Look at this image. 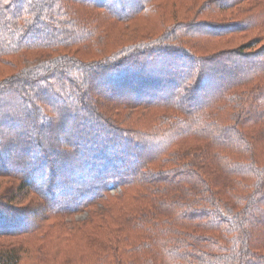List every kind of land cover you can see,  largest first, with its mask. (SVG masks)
Segmentation results:
<instances>
[{
  "label": "trees",
  "instance_id": "16d2710c",
  "mask_svg": "<svg viewBox=\"0 0 264 264\" xmlns=\"http://www.w3.org/2000/svg\"><path fill=\"white\" fill-rule=\"evenodd\" d=\"M260 6L0 0V264H264Z\"/></svg>",
  "mask_w": 264,
  "mask_h": 264
},
{
  "label": "rangeland",
  "instance_id": "374dc122",
  "mask_svg": "<svg viewBox=\"0 0 264 264\" xmlns=\"http://www.w3.org/2000/svg\"><path fill=\"white\" fill-rule=\"evenodd\" d=\"M258 11L260 12L261 15H263V12H264V6H260V8L258 9ZM258 12V13H259ZM255 36H258V33H252V34H249L248 36H246L245 38H242V39H239L237 40V43L235 44V46H240V44H247L248 42H250L251 40H253L255 38ZM264 46V41H262L257 47H255V49H258L260 47ZM2 182H8L7 180H2ZM121 191V188L119 186H116V185H112L111 186V192L112 194H116V193H120ZM25 197H26V193H22L20 194L16 199H15V203L17 204H21L24 202L25 200ZM87 212L85 213H81V214H78L75 216L74 220L75 221H82L84 219H86L87 217Z\"/></svg>",
  "mask_w": 264,
  "mask_h": 264
}]
</instances>
